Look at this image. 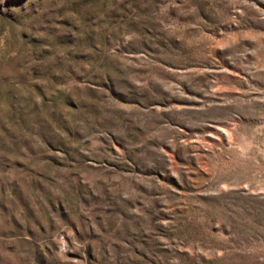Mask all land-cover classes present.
Instances as JSON below:
<instances>
[{
	"label": "rangeland",
	"instance_id": "obj_1",
	"mask_svg": "<svg viewBox=\"0 0 264 264\" xmlns=\"http://www.w3.org/2000/svg\"><path fill=\"white\" fill-rule=\"evenodd\" d=\"M0 264H264V0H0Z\"/></svg>",
	"mask_w": 264,
	"mask_h": 264
}]
</instances>
